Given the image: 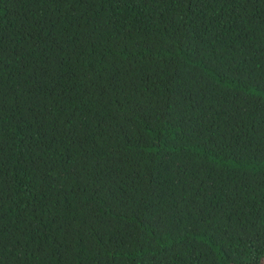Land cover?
<instances>
[{"label": "trees", "instance_id": "obj_1", "mask_svg": "<svg viewBox=\"0 0 264 264\" xmlns=\"http://www.w3.org/2000/svg\"><path fill=\"white\" fill-rule=\"evenodd\" d=\"M0 264H264V0H0Z\"/></svg>", "mask_w": 264, "mask_h": 264}]
</instances>
